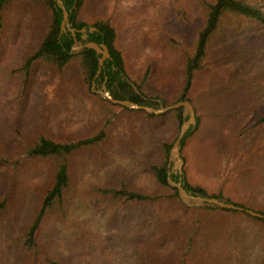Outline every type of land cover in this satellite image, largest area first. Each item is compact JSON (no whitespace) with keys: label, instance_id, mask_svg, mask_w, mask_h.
Returning <instances> with one entry per match:
<instances>
[{"label":"rangeland","instance_id":"rangeland-1","mask_svg":"<svg viewBox=\"0 0 264 264\" xmlns=\"http://www.w3.org/2000/svg\"><path fill=\"white\" fill-rule=\"evenodd\" d=\"M85 13L89 21L104 17L117 27L127 70L132 78L144 82L147 96L158 102L156 109L173 105L183 87L184 56L191 51L195 31L204 20L200 2L86 0ZM184 13L188 19H183ZM19 25L14 62L20 61L25 35L31 30L27 20ZM76 46L73 49L79 51ZM104 85L95 83L93 90L101 95ZM189 96L201 121L182 153L187 157L183 166L190 181L210 192L222 191L228 202L264 210V132L257 154L241 151L233 143L237 130L253 124L264 111V32L250 24L238 28L235 22L223 27L213 37L207 66L196 76ZM101 122L100 109L86 96L74 63L58 72L37 66L25 121H21L28 136L44 132L61 140L84 137ZM176 131L171 116L144 124L136 114L124 111L108 126L103 152L91 153L86 160L85 153L77 156L78 181L86 184L93 174L112 181L121 173L140 188L156 190L144 161L146 157L153 160L158 151L146 155L144 143L151 133L171 139ZM47 174L48 166L43 163L30 176L31 186L25 194L19 191V180L13 187L21 207L17 216L0 227V264H28L10 238L22 233L37 203L36 188L47 182ZM4 177L0 170V191ZM83 214L69 211L44 226L39 264H47L55 253L68 264H148L147 253L157 260L167 255L171 264H259L264 258V222L243 212L185 210L178 203L164 201L128 205L116 218L95 212L86 215L88 219Z\"/></svg>","mask_w":264,"mask_h":264},{"label":"trees","instance_id":"trees-1","mask_svg":"<svg viewBox=\"0 0 264 264\" xmlns=\"http://www.w3.org/2000/svg\"><path fill=\"white\" fill-rule=\"evenodd\" d=\"M196 1L201 4L204 20L195 31L191 51H187L184 56L183 87L174 103L182 100L192 102L189 94L196 76L206 68L213 37L223 27L235 22L238 28L250 24L254 25L256 30L264 32V0ZM63 2L70 12L72 27L87 30L86 37L81 31L77 33L79 42L95 41L105 43L109 47L111 57L105 60L99 75V58L102 55L91 48H82L79 51L73 49L74 37L71 31H62L63 11L55 0H0V170L5 173L3 189L0 191L1 228L10 218L19 214L21 204H17L15 200L17 196L13 194L16 182L20 181L19 191L25 194L31 186L28 185L29 178L38 170L39 165L46 163L47 175H49L47 182L44 181L41 187L36 188L37 203L23 226L22 233L17 236L12 234L10 238L20 251L22 260L28 264H39L44 226L50 220L63 218L69 211L81 210L86 215L97 212L116 218L117 212L125 211L128 205H152L171 201L178 203L185 210L202 209L206 212L223 211L231 214L243 212L256 221L264 222V218L252 216L246 211L212 206L190 207L182 201L178 189L168 182V172L170 150L185 120L183 107L163 113L149 112L144 108L135 109L115 103L94 91L95 83H103L116 99L130 100L139 105L158 108V102L147 96L144 82L130 76L124 52L118 46V29L113 22L104 17H97L93 21L87 20L86 0H63ZM183 19H188L186 13ZM24 20L29 22L31 30L25 35L27 41L20 61L14 62L13 57L20 37L19 23ZM91 27L95 30L91 31ZM71 63L77 67L86 96L100 109L102 122L99 128L87 136L69 137L64 140L44 132L28 136L21 121H25L37 66L44 65L58 72L65 70ZM148 71L146 69V72ZM124 111L136 114L144 124L168 116H171L176 124L177 131L171 139L151 133L147 136L149 140L144 143L146 155H151L153 152L157 154L158 151L153 160H150L152 157H146L144 161L155 179L153 189L156 190L140 188L121 173L112 181L103 179L102 174H93L95 176L89 178L86 184L78 181L79 173L75 167L77 156L85 153L86 160L92 154L97 156L100 150L103 152L108 126L113 123L114 118L121 117ZM196 117V126L191 127L182 139L181 153L198 131L201 121L199 116ZM261 132H264V111L256 117L253 124L250 123L237 130L233 143H238L237 148L239 147L241 151L257 154L258 143L263 138L260 137ZM182 157L186 164L187 157L183 154ZM171 177L175 181L181 179L184 187L194 195L226 197L222 191L210 192L206 186L192 183L185 166L182 175L172 174ZM229 201L247 209L251 208L245 203ZM251 209L264 214V210ZM86 215L81 216L86 218ZM88 225L90 226L89 223ZM93 231L96 232V229ZM192 240L193 237L189 243ZM191 246L189 253L193 251V244ZM171 253L173 254L174 251ZM60 256L56 253L51 255L47 264H68ZM147 258L148 264H171L167 255L157 260L153 253H147ZM259 264H264V258Z\"/></svg>","mask_w":264,"mask_h":264},{"label":"water","instance_id":"water-1","mask_svg":"<svg viewBox=\"0 0 264 264\" xmlns=\"http://www.w3.org/2000/svg\"><path fill=\"white\" fill-rule=\"evenodd\" d=\"M55 2L63 11L62 31L64 32L66 31L67 28H69L72 33V36L74 37L75 44H79V46H76L75 49L76 48H79V49L91 48V49H94L98 54L102 55L99 58V70H98V75H99L103 68L105 60L111 57L109 47L105 43H97L95 41H88L86 43L81 44L77 38V33L81 31L85 35H87L86 34L87 30L86 29L79 30V29L70 27L71 25L70 17H69L70 12L65 7L63 0H55ZM90 30L93 31L95 30V28L91 27ZM100 93L103 97L109 98L115 103L122 104L127 107L135 108V109L144 108L149 112L163 113V112H166L172 109L183 107V116L185 120L181 126L180 133L176 141L174 142L170 150V154H169V167H170V170L168 172L169 184L178 189L181 199L189 206H212V207H220V208H230V209H236L240 211H246L252 216L264 218L263 213L255 211L253 209H247L243 206L228 202L224 198L194 195L193 193H191L184 187V184L181 179L179 181H175L174 179H172L171 177L172 174H176V175L183 174L184 160H183L182 153H181L182 139L184 138L188 130L191 127L194 128L197 123L195 106L190 100H182V101H178L174 103L173 105H170L167 107H161L159 109H154L153 107L139 105L130 100L116 99L112 96L111 92L106 88L105 85L103 86V90H101Z\"/></svg>","mask_w":264,"mask_h":264}]
</instances>
